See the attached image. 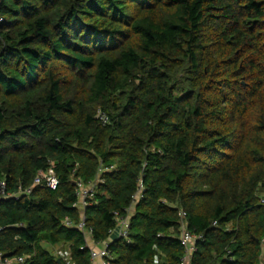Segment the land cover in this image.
<instances>
[{"label": "trees", "instance_id": "16d2710c", "mask_svg": "<svg viewBox=\"0 0 264 264\" xmlns=\"http://www.w3.org/2000/svg\"><path fill=\"white\" fill-rule=\"evenodd\" d=\"M0 16V181L13 194L50 163L59 180L0 198L5 257L91 264L64 219L81 218L75 181L112 165L83 210L95 242L144 191L110 264H178L180 210L202 235L189 264H264V0H2Z\"/></svg>", "mask_w": 264, "mask_h": 264}, {"label": "built area", "instance_id": "2783aa9c", "mask_svg": "<svg viewBox=\"0 0 264 264\" xmlns=\"http://www.w3.org/2000/svg\"><path fill=\"white\" fill-rule=\"evenodd\" d=\"M0 0V5H1ZM2 17L0 16V22L2 21ZM96 119L102 124L109 123L108 115L102 111L97 110ZM114 167L110 166H100L98 169V175L95 179L89 183H83L82 181H75V202L73 206H76L81 210V218L78 223L75 225L70 221L68 218L64 219V224L70 227H76L84 236L85 244L81 247L89 249V256L90 259L93 260L95 258L101 259V264H110L112 259V253L108 249V246H104L103 249L96 251L90 248L87 245L86 237L91 236V229L86 226L85 223V216H84V208L90 206L92 202V197L95 192L96 185L102 182L100 178V173L103 171L112 170ZM137 189L136 192L133 194L132 203L131 205L136 204L141 198L144 191V186L141 177L137 179ZM59 184L58 177L56 176L55 169L53 163H50L45 169H40L36 172L32 185L26 188H19L13 194H10L6 191V184L4 180L0 181V198H7V197H15L18 198L20 195H28L31 192V189L34 185H44L50 189H56ZM260 203L264 204V196H260L259 199ZM129 210V209H128ZM127 214L124 215H116L115 216V226L109 230V234L113 231L114 228L118 229V238H122L124 241H129V234H130V218ZM178 216L180 218V243L184 248L183 256L180 258L178 264H189L190 258L193 253L196 251V243L198 240L202 239V235L193 232L187 228L186 223V212L180 210L178 212ZM216 222H213L215 224ZM262 246H264V239H262ZM26 257L17 255V256H9L5 257L3 253L0 251V264H24L26 262Z\"/></svg>", "mask_w": 264, "mask_h": 264}, {"label": "crops", "instance_id": "0c3cea01", "mask_svg": "<svg viewBox=\"0 0 264 264\" xmlns=\"http://www.w3.org/2000/svg\"><path fill=\"white\" fill-rule=\"evenodd\" d=\"M133 210H134V205H131L129 210H128L129 218L131 217ZM115 239H118V229L117 228L113 229V231L109 234L108 238L105 241L95 242L91 236H88V237H86V242L90 248H92L93 250L99 251V250L103 249L104 246L105 247L108 246V244L111 243L112 241H114ZM53 253H54V255L61 256L64 259L70 261V253H69L68 249H66V248H62V249L61 248H54ZM90 263L91 264H101V259H99V258H95L93 260L90 259ZM70 264H72V263L70 262Z\"/></svg>", "mask_w": 264, "mask_h": 264}, {"label": "water", "instance_id": "95a60500", "mask_svg": "<svg viewBox=\"0 0 264 264\" xmlns=\"http://www.w3.org/2000/svg\"><path fill=\"white\" fill-rule=\"evenodd\" d=\"M57 264H64L60 259L56 260Z\"/></svg>", "mask_w": 264, "mask_h": 264}, {"label": "rangeland", "instance_id": "374dc122", "mask_svg": "<svg viewBox=\"0 0 264 264\" xmlns=\"http://www.w3.org/2000/svg\"><path fill=\"white\" fill-rule=\"evenodd\" d=\"M55 253V252H54Z\"/></svg>", "mask_w": 264, "mask_h": 264}]
</instances>
